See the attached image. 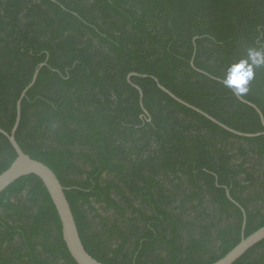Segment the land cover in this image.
Masks as SVG:
<instances>
[{
	"label": "trees",
	"instance_id": "obj_1",
	"mask_svg": "<svg viewBox=\"0 0 264 264\" xmlns=\"http://www.w3.org/2000/svg\"><path fill=\"white\" fill-rule=\"evenodd\" d=\"M249 48L264 50V0H0V129L39 70L15 140L55 174L95 260L213 264L242 210L244 238L264 226V136L155 82L261 133L223 83ZM248 89L264 117V67ZM15 158L0 134V174ZM0 264H76L36 176L0 194ZM234 264H264V240Z\"/></svg>",
	"mask_w": 264,
	"mask_h": 264
},
{
	"label": "water",
	"instance_id": "obj_2",
	"mask_svg": "<svg viewBox=\"0 0 264 264\" xmlns=\"http://www.w3.org/2000/svg\"><path fill=\"white\" fill-rule=\"evenodd\" d=\"M43 66V65H41ZM39 73V70H36L32 82L24 89V91L21 93L18 102H17V114L14 126L11 130L10 134H7L3 130L0 129V134L5 136L9 143L11 144L12 148L14 149L16 153L15 160L11 163V165L6 169L3 173L0 174V194L7 189L10 185H12L14 182L19 180L20 178L27 177L30 175L36 176L42 184L44 185L45 189L47 190L50 199L56 209V212L58 214V217L61 222L62 227V237L63 241L67 247V250L71 256V258L75 261L76 264H103L101 262H98L93 257L89 255V253L85 250L81 239L79 237V233L73 218V214L71 212L69 203L65 197L64 194V188L61 186L59 180L55 176V174L44 164L41 162H38L36 160H33L28 155L23 153V151L18 146L16 140H15V133L18 129L19 123H20V104L23 98L25 97L28 90L33 86V84L36 81L37 75ZM137 76L136 74H133ZM145 77V76H143ZM158 87L164 91L166 94H168L170 97L175 99L177 102L185 105L186 107L198 112L199 114L203 115L213 123L219 125L226 131L240 137L245 138H255L259 136H264V117L260 110L253 104L245 101L243 98L240 97V95H236L237 99L241 101L244 104H247L248 106L252 107L257 114L260 117L262 126H263V132L257 133V134H242L239 132H236L232 129L227 128L226 126L220 124L210 116L206 115L205 113L201 112L200 110L182 102L181 100L177 99L174 95H172L169 91H167L165 88H163L157 80H155ZM234 92V91H233ZM146 113V112H145ZM227 196L229 197V194L227 192ZM230 198V197H229ZM232 201V200H231ZM233 202V201H232ZM243 212V224H242V239L241 241L232 249L230 250L224 257L219 259L213 264H234L238 259H240L247 251H249L251 248H253L255 245L260 243L264 240V226L249 235L248 237L244 238L243 233L246 226V215L245 212Z\"/></svg>",
	"mask_w": 264,
	"mask_h": 264
},
{
	"label": "clouds",
	"instance_id": "obj_3",
	"mask_svg": "<svg viewBox=\"0 0 264 264\" xmlns=\"http://www.w3.org/2000/svg\"><path fill=\"white\" fill-rule=\"evenodd\" d=\"M264 67V50L247 49V58L233 64L224 77L223 83L236 95L248 92V85L254 77V69Z\"/></svg>",
	"mask_w": 264,
	"mask_h": 264
}]
</instances>
